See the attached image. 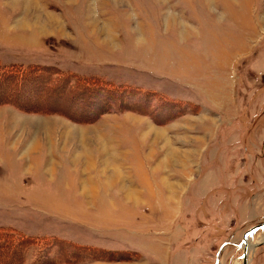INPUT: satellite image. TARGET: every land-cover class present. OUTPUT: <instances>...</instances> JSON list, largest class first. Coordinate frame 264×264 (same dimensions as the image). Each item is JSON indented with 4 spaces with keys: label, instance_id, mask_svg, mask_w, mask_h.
I'll return each mask as SVG.
<instances>
[{
    "label": "rangeland",
    "instance_id": "rangeland-1",
    "mask_svg": "<svg viewBox=\"0 0 264 264\" xmlns=\"http://www.w3.org/2000/svg\"><path fill=\"white\" fill-rule=\"evenodd\" d=\"M15 63L144 94L48 74L49 101L0 100V226L38 239L14 264H242L264 219V0H0ZM245 260L264 264V226Z\"/></svg>",
    "mask_w": 264,
    "mask_h": 264
},
{
    "label": "trees",
    "instance_id": "trees-1",
    "mask_svg": "<svg viewBox=\"0 0 264 264\" xmlns=\"http://www.w3.org/2000/svg\"><path fill=\"white\" fill-rule=\"evenodd\" d=\"M4 64V63H3ZM48 74L52 76V79L49 80L50 83H54L59 89L61 85H64L68 81V76H71L69 73H65L58 69L40 65H21V64H10V65H1L0 64V91H5L7 94L1 96V101H6L9 103H16L21 104L18 100L19 97H26L25 100L32 98L36 103V106H39V102L42 101H49L50 96H48L49 89L45 90L43 88V82L48 77ZM74 77L72 80L75 82L74 87L79 88L80 86L83 88L81 91L84 93L92 94L94 91H114L119 90L120 92L128 93L130 89L135 90L136 92L139 91L140 93L144 94V91H141L137 87H131L130 85H119L113 86L107 82L100 81L94 76L81 78L79 76H71ZM38 86V87H36ZM65 86V85H64ZM41 90V92L35 93L36 97L30 96L31 91ZM55 90V88L53 89ZM61 97V96H59ZM39 108V107H38ZM48 110L45 111H57L59 113H63L66 115H70L67 113L66 110L61 109L60 105L58 106H50L47 108ZM70 112V111H68ZM71 113V112H70ZM72 114V113H71ZM71 116V115H70ZM71 118H75L72 114ZM89 117L85 118L88 119ZM92 118V117H91ZM90 119V118H89ZM34 240V243L32 242ZM58 237L47 238L45 240V244H51L53 248L54 244H63ZM38 242V239L33 237L25 236L20 231H17L11 227L0 226V261L3 260V255L9 254L11 256V263L14 264L12 261L17 260V256L19 255V247L23 245V243L28 244H35ZM66 244V243H64ZM40 244L37 253L42 250L46 249L45 247ZM44 247V248H43ZM90 251H94L93 248H89ZM58 250V249H57ZM48 253V248L45 250ZM44 253V252H42ZM41 253V254H42ZM40 255L34 257L30 260V264H36L40 260ZM25 259V258H23ZM4 264L6 263V260Z\"/></svg>",
    "mask_w": 264,
    "mask_h": 264
},
{
    "label": "water",
    "instance_id": "water-1",
    "mask_svg": "<svg viewBox=\"0 0 264 264\" xmlns=\"http://www.w3.org/2000/svg\"><path fill=\"white\" fill-rule=\"evenodd\" d=\"M264 226V219L254 225H252L249 229L245 230L243 232V243H244V247H243V260H242V264H246V260H245V254H246V236L252 232H254L255 230L261 228Z\"/></svg>",
    "mask_w": 264,
    "mask_h": 264
},
{
    "label": "bare ground",
    "instance_id": "bare-ground-1",
    "mask_svg": "<svg viewBox=\"0 0 264 264\" xmlns=\"http://www.w3.org/2000/svg\"><path fill=\"white\" fill-rule=\"evenodd\" d=\"M262 240H263V239H262ZM262 240H261V241H262ZM256 244H257V243H256ZM256 244H254L253 247H254ZM253 247H252V248H253Z\"/></svg>",
    "mask_w": 264,
    "mask_h": 264
}]
</instances>
